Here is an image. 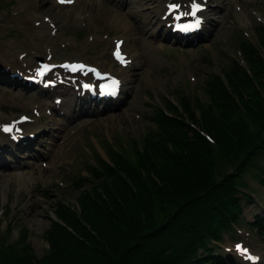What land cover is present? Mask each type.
I'll return each mask as SVG.
<instances>
[{
  "label": "rangeland",
  "instance_id": "374dc122",
  "mask_svg": "<svg viewBox=\"0 0 264 264\" xmlns=\"http://www.w3.org/2000/svg\"><path fill=\"white\" fill-rule=\"evenodd\" d=\"M32 1L33 8L30 10L29 6H19V0H0V122L18 119L22 115L38 120L39 115L48 113L40 102L42 93L32 96L24 80L34 71L37 58L46 56L49 49H52L56 61L79 59L110 69L113 64V38L126 37L117 34L116 28L109 23L111 14L130 12L134 16H128V19L131 22L136 17L141 20L145 33L132 37L131 48L141 62L130 71L117 69L126 72L129 88L126 99L116 102L115 108L102 110L97 104L79 99L72 107V115L65 118L45 117L42 119L46 127L44 132L35 141L26 138L19 145L1 133L0 124V166L9 163L7 168H0L1 264H27L28 252L37 258L47 255L50 248L47 234L57 201L61 199L75 204L76 196L79 197L83 191L81 186L71 185L112 149L130 156V150L136 147L139 139L153 128V103L178 100L179 94L185 90L202 94L204 102H207L205 84L210 83L213 74L223 73L233 66L229 60L233 54L241 58L240 48L249 42L248 38L255 42L259 35L258 26L264 22V0H210L213 15L217 18L212 22L208 40L197 45L179 46L178 52L172 49L158 52L147 49L142 39L147 38L152 44L161 39L156 34V23L153 21L156 13L164 10L166 0H141V6L133 0H104L103 5H94L93 9L89 5L87 8L81 6V9L78 6L61 7L54 0ZM144 7L147 8L143 17L138 16ZM117 23L115 21L118 27L120 23ZM256 94L248 99L249 109L264 106V88ZM248 108L240 106L223 120L239 122L249 119L246 115ZM28 127L37 134L41 130L35 123ZM223 130V124L216 128L219 134ZM207 132L214 134L215 130L212 128ZM245 132L251 146L260 151L259 164H264V129L258 131L252 125ZM26 134L28 137V132ZM28 150L31 156L39 157L36 165H41L42 169L36 171L33 164L26 163L29 157L22 154ZM169 164L167 162L163 166L166 177L172 175ZM17 171L28 175L20 178L16 176ZM232 171L229 162L219 161V178ZM256 173L259 171L252 166L245 172L251 188L256 185ZM116 182L119 183V180ZM144 186L142 183L136 191L149 200L148 195L142 193ZM21 198L24 199L20 201ZM137 198L133 195L126 200L133 206L138 204ZM32 199L37 203L32 204ZM32 205H40L39 211L44 216L27 217V209ZM253 209L252 206L244 209L248 219H252ZM151 213L154 215L141 213L140 220L148 223L155 218L163 222L165 214L154 210ZM165 218L169 225L173 223L169 221L174 218L173 215L168 214ZM86 220L101 230H112L111 225L104 221L101 209ZM12 224L14 228L7 229ZM22 226L24 229L20 231ZM155 226L154 223L149 228ZM241 232L243 241L263 255L260 264H264V241L257 239V235L262 233L252 231L245 223L227 232L222 240L226 256L232 259L230 262L227 257V264L237 263L236 258L225 250L228 247L225 241L241 239ZM26 240L28 248L24 249ZM10 243L14 245H8Z\"/></svg>",
  "mask_w": 264,
  "mask_h": 264
},
{
  "label": "trees",
  "instance_id": "16d2710c",
  "mask_svg": "<svg viewBox=\"0 0 264 264\" xmlns=\"http://www.w3.org/2000/svg\"><path fill=\"white\" fill-rule=\"evenodd\" d=\"M246 48H248L250 57L258 61L259 58L254 53V50L249 45ZM235 69L241 70L238 67H235ZM212 83V90H223L218 80ZM157 122L159 123L160 136L162 137L174 138L176 135L183 134L189 130L186 125L165 117H158ZM238 139H241V137L230 140L237 141ZM159 148L163 154L168 155L166 147L159 146ZM119 159L121 158L117 160ZM124 163L126 162L124 161ZM200 169L201 166L195 168L196 171ZM131 173V176H134L133 172ZM111 174L117 176L113 171H111ZM117 178L120 185L127 188L118 176ZM201 186L202 181L198 179V181L194 182V176L190 182H184L181 186L183 191L181 197H185V199L182 202H185V204L191 203L196 191L198 190V193L201 192ZM82 201L87 218L91 217L97 211L96 204L85 192L82 196ZM179 202L180 200L176 203L179 204ZM58 213L60 218L69 222L78 232L82 233L84 231L79 221L70 213H66L64 210H58ZM137 215L133 216L125 225L120 224L118 227L111 225V231L102 230L103 233L111 238L110 244L113 257L85 246L74 237L75 234L70 233L68 228L52 222L49 231L52 247L50 255L45 256L41 260L27 257V264H204L212 258H209L210 255L207 259L201 258L198 255V250L202 248L206 251H211L212 249L206 244L211 238H218V230L220 226L224 225L221 217L214 209H206L204 220L199 225L189 226L183 222L176 225V229L172 231H167L169 228L168 220L159 224L158 227L149 228L151 224L147 226L145 222L139 219L140 214L138 213ZM129 226V230L124 232ZM76 234L78 233L76 232ZM85 234H88L87 231ZM88 237L90 241H94L90 235ZM1 261L2 259H0V264Z\"/></svg>",
  "mask_w": 264,
  "mask_h": 264
},
{
  "label": "snow or ice",
  "instance_id": "6c2138e0",
  "mask_svg": "<svg viewBox=\"0 0 264 264\" xmlns=\"http://www.w3.org/2000/svg\"><path fill=\"white\" fill-rule=\"evenodd\" d=\"M61 2H63V0H61ZM174 10H175V6H173ZM199 11V7L198 6H194L193 7V12H192V15H195V13ZM116 55L118 56V58H121V61L123 62V58L120 57V54L119 52L116 53ZM63 67L65 68H70V70L72 71H77V70H82L83 69V65H80V66H76V65H72V66H69V65H64ZM51 69L49 68H45V71H50ZM94 71V70H93ZM41 76H43L44 72H41L39 73ZM115 83V82H114ZM11 129L9 128H5V131H10ZM237 250L242 252V254H246L247 250L246 249H241V246L240 245H237Z\"/></svg>",
  "mask_w": 264,
  "mask_h": 264
},
{
  "label": "bare ground",
  "instance_id": "6f19581e",
  "mask_svg": "<svg viewBox=\"0 0 264 264\" xmlns=\"http://www.w3.org/2000/svg\"><path fill=\"white\" fill-rule=\"evenodd\" d=\"M23 1H25V3H29V2H33V1H31V0H23ZM34 5V4H33ZM117 25H118V23H117ZM138 26V25H137ZM26 67V66H25ZM27 68V67H26ZM32 70V69H31ZM27 71H29V70H27ZM33 71V70H32ZM52 117V116H51ZM53 119V118H52ZM2 122H5V121H2ZM8 157V156H7ZM1 164V163H0ZM20 178H22V176L20 175ZM24 198H21V200L20 201H22ZM31 200V199H30ZM29 200V201H30ZM37 202H36V200L35 199H32V204H36ZM39 207H40V205L38 206H34V205H32L31 207H28V209H27V217H34V216H40V215H42V216H44L43 215V213H41V211H39Z\"/></svg>",
  "mask_w": 264,
  "mask_h": 264
}]
</instances>
